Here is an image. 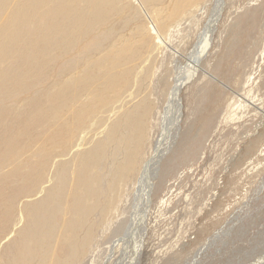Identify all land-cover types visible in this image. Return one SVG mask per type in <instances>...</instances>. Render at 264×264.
I'll return each mask as SVG.
<instances>
[{"label": "rangeland", "instance_id": "obj_1", "mask_svg": "<svg viewBox=\"0 0 264 264\" xmlns=\"http://www.w3.org/2000/svg\"><path fill=\"white\" fill-rule=\"evenodd\" d=\"M173 1L147 5V18L137 6L142 21L128 22V30L115 38L116 49L125 42L139 45L137 26L143 22L141 27L147 29V57L126 58L115 70L117 86H123V76L131 70L142 72L147 67L146 79L123 92L109 114L116 120L126 108L147 98L142 138L131 148L133 154L142 153L132 180L118 183L115 194L89 200L97 212L84 214L83 222L100 220V212L104 217L80 261L74 256L78 250L74 241L83 229L74 226L70 250L63 249L68 214L61 212L47 264H264V0H202L172 15ZM124 12L97 26L106 36L100 47L108 43L113 29L125 27L130 11ZM207 23L211 31L205 36ZM44 32L36 35L39 41L19 45L21 52L15 57L21 60L20 67L11 64L4 69L12 79L1 78L6 83H0V145L14 136L19 142L0 153L19 152L26 140L11 127L13 123L25 135L32 134L37 121L49 123L52 105L66 101L61 94L66 80L82 69L81 43L66 51L64 45L70 40L66 33L52 28ZM206 43L203 60L198 66L194 63L198 73L180 89L176 122L171 109L167 114L165 110L172 87L194 67L189 59L201 53ZM35 51L40 64L30 65ZM4 70L0 66V75ZM19 75L24 80L18 81ZM69 107L77 113L74 105ZM36 110L42 112L33 117ZM103 125L96 131L100 138ZM186 134L193 145L184 140ZM35 146L42 157L35 149L21 151L20 162L6 167L2 175H10L13 183L1 188L19 207L44 195L53 179L52 161L62 160L61 153L42 139ZM122 158L117 153V159ZM150 158L147 198H141L139 179ZM40 163L47 165L42 174L36 170ZM110 164L104 157L103 167L109 170ZM39 179L44 181L40 188L30 190L28 183ZM16 218L21 221L12 233L0 238V264L7 244L24 223L19 210ZM12 252L7 250V255Z\"/></svg>", "mask_w": 264, "mask_h": 264}, {"label": "bare ground", "instance_id": "obj_2", "mask_svg": "<svg viewBox=\"0 0 264 264\" xmlns=\"http://www.w3.org/2000/svg\"><path fill=\"white\" fill-rule=\"evenodd\" d=\"M163 1L0 0V66L2 70L11 64L13 68L20 67L21 60L15 57L21 52L19 45L39 41L41 38L39 39L36 35L42 30L46 32L52 28L55 33L64 32L70 39L67 46L64 45L66 51L77 43H81L80 46L84 51L81 56L82 69L66 80V86L61 90L62 97L66 101L60 102V105H52L49 123L45 126V124H40L42 120L37 121L36 129L31 135L23 134L14 123L11 125L26 139L20 147L22 152H31L35 149L34 151L38 152L39 157H42V153L35 146L42 139L50 147H53L55 152L61 153L62 160L57 161L55 158L52 161L53 179L44 195L36 201L19 207L18 202L13 201V196L7 195V191L2 190L1 186H4L6 182L13 183L9 181L10 175L4 177L2 175L6 174V167L10 165L9 168H13L20 162L21 151L14 154H11L10 151L0 153V194L2 195L0 197V238L3 239L12 233L14 226L21 221L16 218L17 210L22 212L24 219L15 238L7 244L2 264H47L51 239L55 234L56 219L61 212L68 214L63 229L65 240L63 249L70 250L69 240L72 228L80 225L83 229V234H79L74 241L75 250L78 248L77 254L75 253L74 256L80 261L89 248L94 231L103 223L104 217V213L100 212V220L94 223L83 222L84 214L90 215L97 209L89 203V200H96L100 194H115L118 183L123 184L128 179L132 180L142 153L133 154L131 148L136 139L140 141L142 138L141 126L143 128L144 120L147 117V98L143 97L135 105L126 108L122 117L116 120H113L109 114L112 112V104L121 99L123 92L127 91L133 83L139 85L146 79L147 67H144L142 72L131 70L125 72L123 86H117L118 78L115 75V70L117 64L126 58L136 57L144 60L147 57L145 50L147 48V29L141 27L143 22L142 25L137 26L135 32L142 38H140L141 44L139 45L125 42L116 49L115 38L128 30L126 27L128 22L137 21L140 23L142 21L139 9L147 18V5ZM200 1L202 0H174L172 15H176L183 9L192 8ZM219 1L222 0H216V2ZM124 10L125 12L130 11V17L123 21L125 27L113 29L109 35L108 43H104L100 47L101 41L106 36L103 29L97 31V26L108 18H115ZM190 13L193 14L194 11ZM13 27L16 29L12 30ZM205 30V36H208L211 31L210 23H207ZM95 33H98V37L92 38ZM158 35L161 36L160 33ZM21 37L20 41L22 42H17ZM105 46L107 48L102 52L101 50ZM203 46L201 53L189 59V65L195 63L198 66L203 60L208 44H203ZM29 63L30 65L40 64L37 51L32 54ZM195 65L185 75V78L178 79L172 87L165 107L166 114L170 109V115L176 116L179 113L178 95L181 87L198 73ZM8 73V69L2 72L0 83H6L2 82L1 78L12 79ZM17 80H24V77L19 75ZM138 93L139 91L135 90L133 94L136 96ZM69 105H74L77 113ZM41 112L36 110L32 116L35 117ZM106 119L110 120L108 126L105 124ZM175 121L178 122L179 117L176 116ZM102 122H104V135L100 138L96 131ZM28 124L34 123L28 120ZM206 125L208 126V124ZM17 137L8 138L4 145H0V150L4 147L15 146L19 142ZM184 140H187L191 145L194 143L188 134L184 135ZM76 148L74 156L72 154L70 157H66ZM253 148L254 146L251 145L250 149ZM120 152L123 154V158L118 160L117 153ZM159 152L160 146L156 148L154 156H158ZM104 157L111 162L109 170L103 167ZM150 159L144 164L139 179V190L137 191L141 198H147V186L149 185L147 174H149V168L153 161ZM46 169L47 165L41 163L36 167V170L41 171V174ZM105 171H108V174ZM43 183L44 181L39 179V181L29 182L28 185L30 190H37ZM106 207L107 203H105ZM11 248L13 252L7 255V250Z\"/></svg>", "mask_w": 264, "mask_h": 264}]
</instances>
